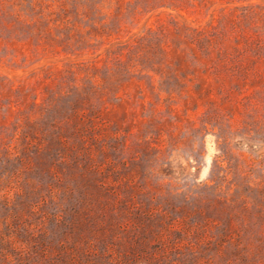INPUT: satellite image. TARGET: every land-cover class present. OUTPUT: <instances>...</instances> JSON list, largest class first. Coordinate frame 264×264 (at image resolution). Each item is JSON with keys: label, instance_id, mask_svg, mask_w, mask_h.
I'll return each mask as SVG.
<instances>
[{"label": "rangeland", "instance_id": "1", "mask_svg": "<svg viewBox=\"0 0 264 264\" xmlns=\"http://www.w3.org/2000/svg\"><path fill=\"white\" fill-rule=\"evenodd\" d=\"M0 264H264V0H0Z\"/></svg>", "mask_w": 264, "mask_h": 264}]
</instances>
